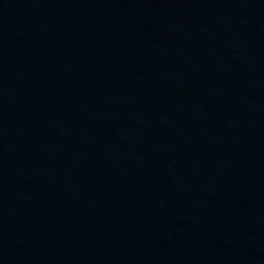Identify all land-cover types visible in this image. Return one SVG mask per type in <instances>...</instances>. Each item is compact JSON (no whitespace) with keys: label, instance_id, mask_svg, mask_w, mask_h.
Segmentation results:
<instances>
[{"label":"water","instance_id":"water-1","mask_svg":"<svg viewBox=\"0 0 264 264\" xmlns=\"http://www.w3.org/2000/svg\"><path fill=\"white\" fill-rule=\"evenodd\" d=\"M0 264H264V0H0Z\"/></svg>","mask_w":264,"mask_h":264}]
</instances>
